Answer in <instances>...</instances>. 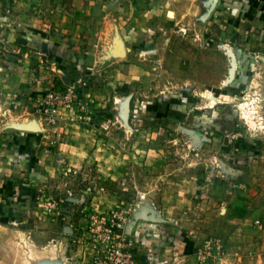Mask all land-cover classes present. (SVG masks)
Wrapping results in <instances>:
<instances>
[{
    "label": "rangeland",
    "instance_id": "obj_1",
    "mask_svg": "<svg viewBox=\"0 0 264 264\" xmlns=\"http://www.w3.org/2000/svg\"><path fill=\"white\" fill-rule=\"evenodd\" d=\"M225 3L157 19L150 43L145 33L131 54L141 78L126 86L104 89L97 77L39 89L27 131L47 143L26 187L1 185L0 264H120L119 248L147 264L149 227L200 238L198 264L225 260L235 190L251 185L264 200V16H230ZM49 61L42 54L33 71ZM88 82L97 91L84 95ZM71 84L80 103L47 111L48 94ZM254 231L234 264H264ZM209 237L220 242L213 261L203 259Z\"/></svg>",
    "mask_w": 264,
    "mask_h": 264
},
{
    "label": "crops",
    "instance_id": "obj_2",
    "mask_svg": "<svg viewBox=\"0 0 264 264\" xmlns=\"http://www.w3.org/2000/svg\"><path fill=\"white\" fill-rule=\"evenodd\" d=\"M202 1L0 0V189L5 182L12 183V189L26 187L25 176L32 180L31 168L41 165L36 149L44 148L42 144L47 142L27 131L33 125L26 121L25 111H33L37 106L36 98L45 83L55 80V84L63 86L67 81L83 84L98 77L104 80L106 89L114 82L128 84L140 79V63L131 54L142 44L144 34L149 44L150 33L156 31L158 21L201 15ZM224 1L230 16H253V12L264 16V0ZM46 53L50 61L41 62L42 68L33 71ZM82 89L84 95L97 91L89 82ZM15 102L18 108L13 109ZM235 192L226 210L229 253L216 264H234L239 260L235 251L244 248L239 242H246L245 235L252 227L264 237V200L257 203L260 197L251 185ZM0 203L1 216L6 203ZM149 228L151 246L147 248L155 253L148 252L147 264H198L195 246L200 238L172 228L155 235L156 231ZM254 241L264 249V238H253Z\"/></svg>",
    "mask_w": 264,
    "mask_h": 264
},
{
    "label": "built area",
    "instance_id": "obj_3",
    "mask_svg": "<svg viewBox=\"0 0 264 264\" xmlns=\"http://www.w3.org/2000/svg\"><path fill=\"white\" fill-rule=\"evenodd\" d=\"M63 88V87H62ZM61 89V88H60ZM76 93H77V87H75L74 84H71L69 86L64 87L61 90L55 89V93L50 92L48 95V99H47V106L48 107L46 110L47 111H53L54 110V101H55V110L57 109V104L58 103H64V102H68L71 105H77L78 103H80V101H77V97H76ZM50 101V102H49ZM52 102V104H51ZM220 242L216 237H209L206 243V246H209V251H207L206 253L203 254V259H205L206 257L209 258V260H214L217 258L218 256V252H219V248H220ZM116 248V247H115ZM122 249H116V253H115V257L116 259L118 258L120 260V264H135L134 261H132V259L127 258L126 260L123 259L124 254L122 255ZM130 257L132 258V256L130 255ZM101 264H119L116 261H113V263H109V260L106 259L104 261H102Z\"/></svg>",
    "mask_w": 264,
    "mask_h": 264
},
{
    "label": "water",
    "instance_id": "obj_4",
    "mask_svg": "<svg viewBox=\"0 0 264 264\" xmlns=\"http://www.w3.org/2000/svg\"><path fill=\"white\" fill-rule=\"evenodd\" d=\"M152 219V218H151ZM154 219H156V218H154Z\"/></svg>",
    "mask_w": 264,
    "mask_h": 264
},
{
    "label": "trees",
    "instance_id": "obj_5",
    "mask_svg": "<svg viewBox=\"0 0 264 264\" xmlns=\"http://www.w3.org/2000/svg\"><path fill=\"white\" fill-rule=\"evenodd\" d=\"M125 86H126V84H125Z\"/></svg>",
    "mask_w": 264,
    "mask_h": 264
}]
</instances>
